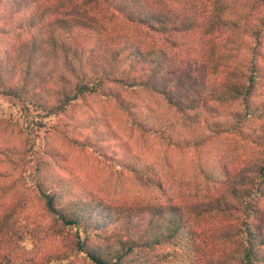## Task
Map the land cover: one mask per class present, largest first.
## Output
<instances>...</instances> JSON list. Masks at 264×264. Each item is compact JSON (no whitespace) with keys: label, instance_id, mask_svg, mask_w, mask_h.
I'll list each match as a JSON object with an SVG mask.
<instances>
[{"label":"trees","instance_id":"16d2710c","mask_svg":"<svg viewBox=\"0 0 264 264\" xmlns=\"http://www.w3.org/2000/svg\"><path fill=\"white\" fill-rule=\"evenodd\" d=\"M222 34L224 40L209 50L211 66L203 44ZM263 87L264 0H0V91L20 101L24 111L35 112L31 118L6 119L19 131L28 134L29 126L47 133L55 116L97 96L113 100L129 128L167 145L186 148L182 122L201 120L213 137L226 132L255 147L249 161L234 166L211 160L206 146L211 138L201 134L192 144L193 166L218 192L192 208L145 204L139 215L145 209L149 218L141 223L121 204L44 171L40 159L28 181L23 172L35 143L25 134L16 159L1 150L0 166L13 170L1 189L12 193L14 202L0 210V264L10 260L12 242L21 241L23 233L36 239L68 233L72 253L93 264H197L202 254L196 224L234 212L237 222L225 232L233 255L220 264H264ZM123 92L149 93L170 117L150 104L143 111ZM104 125L91 124L97 138L66 140L163 191L150 165L117 150L106 152L101 141L109 136L99 131ZM161 215H169L163 232L158 231ZM122 218L123 226L115 228ZM111 238L115 249L103 244ZM160 247L166 251L152 260L131 256L137 249Z\"/></svg>","mask_w":264,"mask_h":264},{"label":"rangeland","instance_id":"374dc122","mask_svg":"<svg viewBox=\"0 0 264 264\" xmlns=\"http://www.w3.org/2000/svg\"><path fill=\"white\" fill-rule=\"evenodd\" d=\"M245 9L242 8V10ZM225 35L213 37L204 43L202 52L205 58L214 66V59L209 54L211 48L216 47V40L223 41ZM199 47V46H198ZM241 53H237L239 61ZM209 68V66H208ZM219 68H222L220 65ZM210 69H208L209 71ZM264 89V87L262 88ZM125 96L136 102L143 111L147 110L145 104H150L155 112H161L163 117H170V111L160 99H155L149 93L123 92ZM25 113V114H24ZM35 115L34 111L26 112L22 108L20 101L9 98L0 91V157L5 155L1 150L10 153L12 158H17V154L23 147L25 131H19L16 125L7 122L6 119L18 120ZM225 116V115H224ZM173 118V117H171ZM102 123L99 127L103 132L102 136L109 137L102 140L107 153L113 150L120 151L123 155H128L152 167L153 175L162 180L163 191L155 190L143 183L129 173H121L116 166L102 156H98L90 149H82L72 146L66 137H76L82 139L89 135L91 139L97 138L98 133L91 132L92 123ZM14 123V121H13ZM181 137L188 140L186 148L167 145L160 139L142 135L131 129L125 122L124 115L113 100L100 99L97 96H87L86 100L75 104L71 109L63 114H59L51 119L47 125L51 127L47 133L41 130H33L27 126L29 135L34 141L33 160L26 165L28 181H32L35 161H42L43 170L54 173L71 180L76 187L86 188L98 193L105 201L111 204H121L129 209L134 216L133 220L147 222L149 216L144 211L139 215V207L148 203H173L181 208H192L201 206L213 198L218 192L217 186L206 185L197 174L193 162L196 159L195 149L192 147L201 140V134H209L211 140L208 141L207 154L220 161L234 164L241 167L244 162L255 155V147L246 144L237 135L221 133L218 137H213V132L203 129L201 120L189 125L188 121L182 122ZM66 136V137H65ZM13 170L8 165L0 166V210L12 205L14 195L4 194L1 187L11 180ZM3 193V194H2ZM213 196V197H212ZM237 212L231 214H215L206 217L195 228L199 234L198 245L202 254L197 264H220L222 257H231L233 247L226 241L225 232L232 230L237 222ZM169 215L159 217V232H163V225ZM123 218L116 220L114 227L120 229ZM123 226V225H122ZM25 230V229H24ZM20 232V231H19ZM71 235L64 233L61 235H44L36 239L29 234H21V241H13L10 250L12 251L9 261L1 264H93L88 258L81 254L72 253L69 243ZM107 249H115L116 242L111 238L103 241ZM166 251L160 247L154 250H135L131 256L134 258L144 257L147 259L156 258L157 254ZM147 264V263H145Z\"/></svg>","mask_w":264,"mask_h":264}]
</instances>
